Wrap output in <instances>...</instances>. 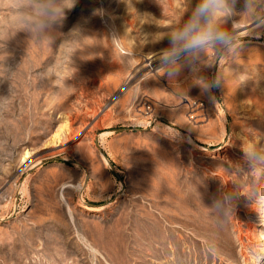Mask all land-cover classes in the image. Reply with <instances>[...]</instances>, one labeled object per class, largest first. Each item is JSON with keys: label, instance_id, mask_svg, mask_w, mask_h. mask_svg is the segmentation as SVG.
<instances>
[{"label": "rangeland", "instance_id": "obj_1", "mask_svg": "<svg viewBox=\"0 0 264 264\" xmlns=\"http://www.w3.org/2000/svg\"><path fill=\"white\" fill-rule=\"evenodd\" d=\"M186 7L78 0L49 46L15 32L0 0V38L13 34L0 70V264H264L250 199L238 195L225 223L209 210L234 183L251 187L234 168L247 170L244 142H264V27L205 91L195 80L218 65L174 80L156 70ZM76 27L82 42L67 39Z\"/></svg>", "mask_w": 264, "mask_h": 264}, {"label": "clouds", "instance_id": "obj_2", "mask_svg": "<svg viewBox=\"0 0 264 264\" xmlns=\"http://www.w3.org/2000/svg\"><path fill=\"white\" fill-rule=\"evenodd\" d=\"M77 2L78 0H11V11L15 14V23L18 25L15 32L24 31L30 36L29 42H47L50 46L53 33L62 27L67 13ZM239 2L240 0H198L189 11L190 0H186L187 7L180 22L162 36L167 37L169 43L157 57L159 67L156 70H160L162 76L174 80L185 67L197 74L201 67L218 65L219 70L214 80L197 77L195 83L202 90L209 91L224 81L220 61L241 51L245 32L248 36L254 29L264 27V0H243L242 10L237 11ZM125 3L129 9V0H125ZM94 15H103V10H94ZM11 35L13 34L7 39L0 38V70L5 72L8 68L4 64L7 56L3 51L4 42ZM84 38L86 36L82 35L79 27L73 28L67 37L81 42ZM242 152L247 170L240 166H236L234 170L239 176H247L251 187L248 191H243L240 184L234 183L238 191L221 192L209 208L218 223H225L235 215L238 195H244L253 202L252 207L260 215L261 222H264V190L260 188V184L264 183V142L259 137L248 140L243 143Z\"/></svg>", "mask_w": 264, "mask_h": 264}, {"label": "bare ground", "instance_id": "obj_3", "mask_svg": "<svg viewBox=\"0 0 264 264\" xmlns=\"http://www.w3.org/2000/svg\"><path fill=\"white\" fill-rule=\"evenodd\" d=\"M24 157H25V158H26V157H29V153H26V155H25ZM39 163H40V161H39L37 164H39ZM88 208H89V210H94L93 207H88Z\"/></svg>", "mask_w": 264, "mask_h": 264}]
</instances>
